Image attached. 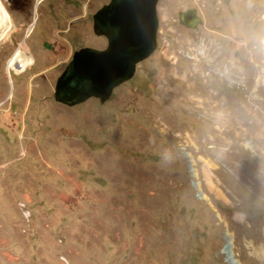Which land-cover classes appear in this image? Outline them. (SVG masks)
Wrapping results in <instances>:
<instances>
[{"label":"rangeland","instance_id":"1","mask_svg":"<svg viewBox=\"0 0 264 264\" xmlns=\"http://www.w3.org/2000/svg\"><path fill=\"white\" fill-rule=\"evenodd\" d=\"M73 1L40 3L22 42L33 11L0 0V100L19 111L0 130V264H229L226 231L240 264H264V0H159L156 50L131 80L67 107L56 80L74 51L107 47L92 16L110 0ZM189 9L195 29L179 21ZM81 13L40 47L42 27ZM19 44L35 64L8 77Z\"/></svg>","mask_w":264,"mask_h":264},{"label":"water","instance_id":"2","mask_svg":"<svg viewBox=\"0 0 264 264\" xmlns=\"http://www.w3.org/2000/svg\"><path fill=\"white\" fill-rule=\"evenodd\" d=\"M158 1L110 0L100 8L92 16V30L106 39L107 47H83L73 53L56 80L54 101L67 107L89 99L104 104L115 88L131 80L138 64L156 50ZM179 21L190 29L201 23L195 9L181 12Z\"/></svg>","mask_w":264,"mask_h":264},{"label":"flooded vegetation","instance_id":"3","mask_svg":"<svg viewBox=\"0 0 264 264\" xmlns=\"http://www.w3.org/2000/svg\"><path fill=\"white\" fill-rule=\"evenodd\" d=\"M7 1L9 7H14L17 8L21 11L24 10L25 13H28V17L31 16V13L33 11L32 17L29 18V23L27 26H24L25 28V35H24V40L22 42H25V40L30 37L32 35V32L35 30L36 25L38 24V5L42 2H45L46 0H5ZM63 2H66L68 0H62ZM1 3V2H0ZM53 4V1H47V5L48 7ZM74 9L76 10V8L78 7V1H73L72 2ZM2 5V3H1ZM3 6V5H2ZM4 8V7H3ZM5 9V8H4ZM59 8H52L50 10L51 11H56ZM74 9L71 10V12H74ZM11 10V9H10ZM31 12V13H30ZM8 13V12H7ZM9 15V13H8ZM43 14L41 13L42 17ZM58 19L57 18H53V26H55V29H49V28H43L44 33L41 34L40 38V47L42 49H48L49 51H53L55 50V43H56V38L60 39V37L62 38V36H66L67 33L71 30V25H77L79 23L80 20H82V18H84V15L81 13L78 16H73V17H69V20L64 19V26L60 25V22L62 21V17L60 18V15H58ZM30 26V27H29ZM68 26V28H67ZM29 27V28H28ZM28 29V30H27ZM11 34V33H10ZM10 36V35H9ZM8 36V37H9ZM5 41V40H4ZM81 49V48H80ZM79 50V49H78ZM23 53V59L27 62L24 63L25 65L23 67H18L17 69L13 67V65H15L16 63L22 61L20 60V58L17 56L18 53L20 52ZM75 52V51H74ZM29 53V54H28ZM73 55V54H72ZM72 58V56H71ZM24 61V62H25ZM69 63V62H68ZM35 64V59L34 57L31 55V49L28 52V49H22L21 44L18 45V47L16 48V50L14 51V53L12 54V56L9 58L8 62H7V72L6 75L8 77H10V72H14L16 75L26 71L29 67L33 66ZM67 66V65H66ZM65 69V68H64ZM11 81V80H10ZM8 99L5 100H0V130L3 128L5 121L10 117L12 123H14V129H17L18 123H19V111H18V107L17 104L18 103H9L8 104ZM5 104V105H4ZM5 106L2 108V106ZM5 116V117H4ZM6 118V119H5ZM14 131V130H13Z\"/></svg>","mask_w":264,"mask_h":264},{"label":"bare ground","instance_id":"4","mask_svg":"<svg viewBox=\"0 0 264 264\" xmlns=\"http://www.w3.org/2000/svg\"><path fill=\"white\" fill-rule=\"evenodd\" d=\"M13 30V25L10 19V16L8 15L7 11L3 8V6L0 3V43L3 42L4 40H6L8 38V36L10 35V33ZM20 52V51H19ZM17 56L20 58V62L16 63L15 65H13L14 68H18V67H23L25 64L27 63L24 59H23V53L20 52L17 54ZM25 58V57H24ZM25 61V62H24ZM249 144L246 143V147ZM186 156L189 158V166H188V170L190 172L191 175H193L194 177H197V171L194 168V160L192 159L191 154H186ZM196 181H194V188L196 191H198V193H200L198 196L200 199L205 200L209 203V198L208 196L202 192L201 190V186L200 183H195ZM225 243L223 245V253L225 256V260L229 263V264H240V262L235 258L236 256H234V249H235V239L232 233H230L229 231L225 232ZM260 256L264 255V249L261 248L260 250Z\"/></svg>","mask_w":264,"mask_h":264},{"label":"crops","instance_id":"5","mask_svg":"<svg viewBox=\"0 0 264 264\" xmlns=\"http://www.w3.org/2000/svg\"><path fill=\"white\" fill-rule=\"evenodd\" d=\"M30 27V26H29ZM44 28V27H43ZM29 50H30V48H29ZM8 122H9V119H8ZM36 195V194H35Z\"/></svg>","mask_w":264,"mask_h":264}]
</instances>
